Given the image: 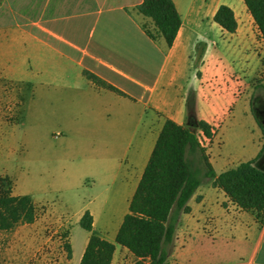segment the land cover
<instances>
[{"label":"crops","instance_id":"crops-1","mask_svg":"<svg viewBox=\"0 0 264 264\" xmlns=\"http://www.w3.org/2000/svg\"><path fill=\"white\" fill-rule=\"evenodd\" d=\"M141 1H0V135L21 123L30 105L46 102L32 177L61 176L72 204L19 191L4 169L0 197H31L34 219L18 223L28 226L23 235L33 240L34 230L55 228L66 264H79L92 232L115 244L111 264L135 263L115 236L167 118L196 135L204 134L199 121L210 126L204 151L216 173L251 159L264 170L261 100L251 82L264 38L244 1L173 0L181 24L171 46L145 33L154 25L136 11ZM220 4L233 10L235 31L214 21ZM55 139L65 151L56 162L49 155ZM187 204L166 264H264V213L241 209L210 178ZM85 211L91 231L79 222ZM77 224L85 233L74 244Z\"/></svg>","mask_w":264,"mask_h":264},{"label":"trees","instance_id":"trees-1","mask_svg":"<svg viewBox=\"0 0 264 264\" xmlns=\"http://www.w3.org/2000/svg\"><path fill=\"white\" fill-rule=\"evenodd\" d=\"M243 1L264 38V0ZM135 9L152 20L153 29L144 27L145 33L153 40L162 37L171 46L181 24L173 0H142ZM214 21L229 32L237 27L234 12L226 4L218 6ZM86 74L95 82L121 92L94 73L86 71ZM199 127L206 136H211L206 122L199 121ZM263 150L264 143L259 155ZM195 152L201 155L204 178H210L213 186L241 209L257 215L264 213V170L254 164V159L216 173L196 134L167 118L115 236V242L137 258L134 264H166L179 213L190 210L187 201L203 179L197 176L188 159ZM33 219L34 206L29 195L0 197V231H10L16 224ZM92 221L91 214L85 211L79 222L91 231ZM67 249L70 253L68 246ZM114 249L113 242L92 232L79 264H111Z\"/></svg>","mask_w":264,"mask_h":264},{"label":"rangeland","instance_id":"rangeland-1","mask_svg":"<svg viewBox=\"0 0 264 264\" xmlns=\"http://www.w3.org/2000/svg\"><path fill=\"white\" fill-rule=\"evenodd\" d=\"M210 1L216 4L220 0ZM251 82L255 90L254 98L259 97L261 100L256 111L264 123V59ZM50 109L42 101L30 105L29 115L21 123L10 127L6 134L0 135V171L8 170L15 177L19 191L33 192L36 196L45 197L61 206L67 202L72 204L71 192L62 177L44 176L40 181L32 177L33 162L38 153L43 151L36 130L40 123L46 121ZM49 142L52 144L50 158L55 162L57 158H64L65 151L59 140ZM188 159L197 176L204 179L205 167L200 153L190 154ZM27 227L18 224L10 231H0V264H66V256L56 239L55 228L34 230L32 240L31 234L23 235ZM79 231L85 233L78 224L72 227L74 244L80 238Z\"/></svg>","mask_w":264,"mask_h":264},{"label":"built area","instance_id":"built-area-1","mask_svg":"<svg viewBox=\"0 0 264 264\" xmlns=\"http://www.w3.org/2000/svg\"><path fill=\"white\" fill-rule=\"evenodd\" d=\"M204 135L205 134H198V135H196L200 146L203 147V148L206 146V135L205 136Z\"/></svg>","mask_w":264,"mask_h":264}]
</instances>
